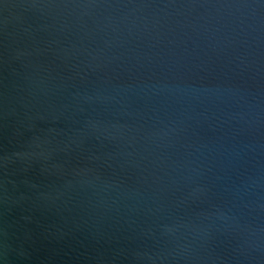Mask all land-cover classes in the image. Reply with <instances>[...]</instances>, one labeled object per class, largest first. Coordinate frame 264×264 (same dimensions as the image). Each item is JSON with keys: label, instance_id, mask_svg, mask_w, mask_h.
I'll list each match as a JSON object with an SVG mask.
<instances>
[{"label": "water", "instance_id": "95a60500", "mask_svg": "<svg viewBox=\"0 0 264 264\" xmlns=\"http://www.w3.org/2000/svg\"><path fill=\"white\" fill-rule=\"evenodd\" d=\"M0 264H264V0H0Z\"/></svg>", "mask_w": 264, "mask_h": 264}]
</instances>
